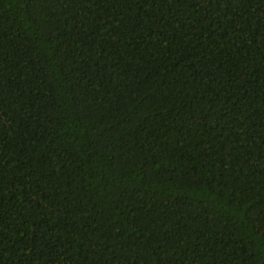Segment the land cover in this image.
Segmentation results:
<instances>
[{
  "label": "trees",
  "instance_id": "obj_1",
  "mask_svg": "<svg viewBox=\"0 0 264 264\" xmlns=\"http://www.w3.org/2000/svg\"><path fill=\"white\" fill-rule=\"evenodd\" d=\"M0 264H264V0H0Z\"/></svg>",
  "mask_w": 264,
  "mask_h": 264
}]
</instances>
